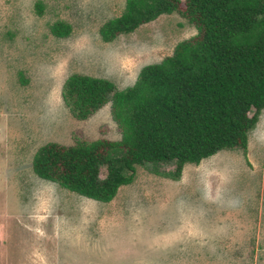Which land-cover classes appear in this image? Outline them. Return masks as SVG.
Instances as JSON below:
<instances>
[{"label":"rangeland","instance_id":"374dc122","mask_svg":"<svg viewBox=\"0 0 264 264\" xmlns=\"http://www.w3.org/2000/svg\"><path fill=\"white\" fill-rule=\"evenodd\" d=\"M125 1L0 0V264H264V107L245 154L220 150L177 180L137 165L108 202L34 173L48 142L121 138L110 100L76 116L67 77L122 90L197 32L172 12L104 41L100 27ZM58 20L67 36L52 32Z\"/></svg>","mask_w":264,"mask_h":264},{"label":"trees","instance_id":"16d2710c","mask_svg":"<svg viewBox=\"0 0 264 264\" xmlns=\"http://www.w3.org/2000/svg\"><path fill=\"white\" fill-rule=\"evenodd\" d=\"M172 12L197 32L143 66L131 86L117 90L107 79L78 73L66 78L62 95L77 117L112 101L121 138L48 142L33 158L39 178L108 202L134 179L137 165L177 180L185 164L220 150L245 154L248 130L264 107V0H126L100 34L109 41ZM51 30L67 36L71 27L58 20Z\"/></svg>","mask_w":264,"mask_h":264}]
</instances>
